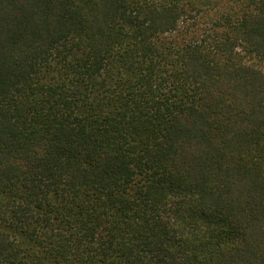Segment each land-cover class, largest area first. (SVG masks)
<instances>
[{
	"label": "trees",
	"instance_id": "trees-1",
	"mask_svg": "<svg viewBox=\"0 0 264 264\" xmlns=\"http://www.w3.org/2000/svg\"><path fill=\"white\" fill-rule=\"evenodd\" d=\"M0 264H264V0H0Z\"/></svg>",
	"mask_w": 264,
	"mask_h": 264
}]
</instances>
